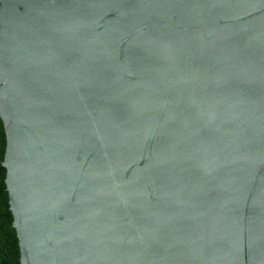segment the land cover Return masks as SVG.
I'll list each match as a JSON object with an SVG mask.
<instances>
[{
    "label": "water",
    "instance_id": "water-1",
    "mask_svg": "<svg viewBox=\"0 0 264 264\" xmlns=\"http://www.w3.org/2000/svg\"><path fill=\"white\" fill-rule=\"evenodd\" d=\"M20 264H264V0H0Z\"/></svg>",
    "mask_w": 264,
    "mask_h": 264
},
{
    "label": "trees",
    "instance_id": "trees-1",
    "mask_svg": "<svg viewBox=\"0 0 264 264\" xmlns=\"http://www.w3.org/2000/svg\"><path fill=\"white\" fill-rule=\"evenodd\" d=\"M6 151V135L0 118V264H20V250L9 196L5 184L6 168L2 164Z\"/></svg>",
    "mask_w": 264,
    "mask_h": 264
}]
</instances>
